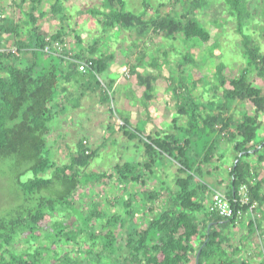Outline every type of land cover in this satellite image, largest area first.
<instances>
[{
    "label": "trees",
    "instance_id": "16d2710c",
    "mask_svg": "<svg viewBox=\"0 0 264 264\" xmlns=\"http://www.w3.org/2000/svg\"><path fill=\"white\" fill-rule=\"evenodd\" d=\"M102 1L106 2L109 8L113 6L116 10L104 12L89 8L87 13L98 18L100 25L105 29L120 26L134 36H142L148 30L154 33L161 31L168 41L171 36L180 34L192 45L200 47L212 39L204 26L194 19L195 12L201 6L199 0H170L171 3L183 2L181 13L175 17L170 13L160 15L167 5L164 1L157 6L154 10L156 15L149 20L145 18L147 13L153 10L149 0H142L141 14L125 11L124 0ZM249 1L224 2V11L228 15L226 21L234 22V33L240 37V55L245 57L246 68L239 75L230 76L227 67L218 63L215 65L214 75L215 81L222 88L223 100L237 102L246 112H241L239 119H235L225 103L222 107L213 105V109L208 110L202 103H196V97L190 91L184 100L178 99L180 88L173 81L174 73L171 72L168 88L177 101V116H184L185 125L176 128V134L158 133L145 136L139 130L130 128L128 121L122 120L119 125L122 135L128 139H137L143 144L146 160L142 164L133 161L116 165L114 173L87 172L91 162L99 156L100 149L88 148L83 140L77 142L76 151L69 153L67 163L56 165L51 160L47 147L51 124L65 111L64 101L57 97L58 91L61 90L62 71L59 68L65 62L63 57L67 58V55L63 54L62 31L58 30L45 38L34 28L35 32L29 34L27 42L23 43L18 40L19 34H23L30 24H35L34 18L39 3L32 0L27 12L21 10L24 17H21L20 25L0 13V160L11 159L17 164L18 170L12 180H9V177L7 179V189L16 196L17 201L20 199L18 206L15 205L0 216V264H46L40 262L41 258L43 260V252L22 255L10 251L15 242L22 241L26 234L47 233L52 239L51 242L53 239L59 241L63 238L65 243H70L77 241L82 231L87 233L86 241L89 239L91 244L85 252L80 251L83 255L81 259L66 258V263H62L66 255L59 257L55 253L51 261L57 264H264V258L260 262H253L249 257L242 255L240 247L232 245L228 231L239 224L237 215L231 219L222 218L216 212L209 211V206L205 208L199 199V194L211 191L201 182L204 177L203 166L213 160L216 143L223 138L235 153L229 171L230 183L223 193L224 196L236 211L243 214L253 203L258 204L253 212L264 204V178L252 172L254 168L249 161L251 157H255L258 164L264 162V138L258 142V131L263 124L261 116H264V43L260 44V38L250 33L251 26L257 28L261 25L256 21L258 8H254L252 14ZM63 3L64 0H54L48 7L47 14L63 17ZM261 27L264 30V24ZM10 36L15 39L14 50L2 47L4 40ZM260 37L263 38L262 35ZM57 41L63 44V50L60 52L53 48ZM96 45L94 43L88 48L90 54L94 53L92 50ZM26 52L32 53L34 59L30 64L17 66V62ZM158 53L159 49L156 55ZM134 57L138 63H142L147 54L139 49L135 51ZM53 58L58 59V64L51 61ZM70 60L72 67H76L74 63H77V67L80 63H86L87 67L83 73L90 72L94 79L105 71V64L101 59H84L75 53V61ZM193 60L191 55L185 54L179 61L190 65ZM47 61L48 65L45 66ZM149 65L151 68L158 67L156 56H153L147 65L151 69ZM252 71L256 74L254 80L249 79V73ZM132 72L137 83L145 88L144 96L147 98L153 91L152 83L156 77L150 74L141 75L137 67ZM177 76L182 78L180 74ZM99 83L101 82H97ZM186 85L181 84L184 88ZM104 89V96L112 102L111 90L106 87ZM110 112L112 114V111ZM199 142L205 145L195 153L193 148H196ZM160 157L173 161L178 167L173 180L174 188L166 187L163 193L159 192L160 190L139 191L141 211H148L151 216L148 219L143 217V227L130 230V226H127L126 239L122 244L127 255L121 256L122 248L119 247L117 230L124 226L126 217L138 213L137 206H134L138 203L136 194L127 191L124 186L122 193H125V197L116 202L124 211L107 219V226L112 229L104 234L96 232L93 225L96 219L104 215L97 214V209L93 206L90 218L91 222L93 219L94 221L89 224V219L84 213L75 208L74 197L91 184L117 183L121 188L122 184L129 187L132 186L131 183H141L142 176L153 174ZM113 176L116 179H113ZM242 184H246L249 190L247 205L241 204L237 194ZM153 205H159L156 212L152 210ZM70 211L75 213L74 219L81 221V229L77 228L76 223L71 229L63 221L64 217L69 218ZM58 212L60 215H57ZM253 223L248 225L249 231L253 228ZM50 225L51 229L46 232ZM88 227L90 229H87ZM97 244H100L99 251L94 250ZM191 255H194V259Z\"/></svg>",
    "mask_w": 264,
    "mask_h": 264
},
{
    "label": "rangeland",
    "instance_id": "374dc122",
    "mask_svg": "<svg viewBox=\"0 0 264 264\" xmlns=\"http://www.w3.org/2000/svg\"><path fill=\"white\" fill-rule=\"evenodd\" d=\"M16 7L10 6L8 9L4 8L2 12H0L6 19H15V21L21 20V17H24V14H22L21 10H27L28 9V0H15ZM165 1L167 3L166 7H164V10L170 13L173 17L176 15H179L181 12L180 8L183 5V2L181 3H171L170 0H149V3L152 8L156 5L157 2ZM178 1V0H177ZM20 2V3H19ZM25 2V3H24ZM225 0H199L200 7L195 12L196 17L194 19H197V21L204 26L205 30H207L210 34V37L212 38L211 41H209L204 46H194L190 42L186 41L182 35H174L169 36L171 38L170 41L165 40V37H163V41L160 40V42L157 44V46H161L159 49V53L156 55V52H154V48H141L143 53L147 54V56L154 55L156 56V62L158 64V73L159 76L158 81L159 83L157 85H153V94L151 93L147 99L151 98L152 95L155 97L158 94L157 97V111L160 113L158 116L159 119H157V122L163 121L167 122L170 118V113L172 110V106L175 103L176 98H173V93L168 88L167 84L170 83L169 80V73H174V82L180 92L179 96L177 97L180 100H184V97L187 95V93L190 91L191 94L196 97V103L201 104L207 108L208 110H211L213 105L220 106L225 103L226 108H228L229 112L234 115L235 119H239V117L246 112L244 108L238 104L237 102L233 101H225L222 98V88L218 85V83L215 81L214 75H215V65L218 63H223L229 73L230 76H237L246 68V61L245 57L240 55L241 50L239 49V40L240 37L235 34L234 32V22H227V13H225V7H224ZM250 10L252 14L254 12L252 11L254 8H258L257 12L258 15L256 17V21L259 25L262 26L264 24V0H250ZM259 2V3H258ZM39 3V2H38ZM44 5V4H42ZM47 5V3H45ZM20 6V7H17ZM202 7V8H201ZM109 10H116L113 6L109 8ZM42 11V8H41ZM146 18V17H145ZM17 24H22L20 21ZM221 24V25H220ZM145 26V25H144ZM261 26H258L257 28H253L251 26L250 33L251 35L258 39V42L260 44L264 43V30ZM263 36L260 37V35ZM224 35H227L226 37H223ZM217 41V42H216ZM227 41V42H226ZM162 51H166L162 53ZM262 51L264 52V46L262 47ZM154 52V53H153ZM133 53L135 55V50H133ZM185 54H189L192 56L193 64H186L184 62L180 63V59L184 57ZM131 59H135L134 56L131 57ZM27 60L24 57H21L20 61L17 62V66H24L27 65ZM53 63L58 64V59H52ZM143 63V62H142ZM45 66L48 65V61L44 63ZM161 67L163 70L161 71ZM177 74H180L182 78H179ZM201 78V79H199ZM256 78V74L252 71L249 73V79L254 80ZM199 79L198 81H196ZM195 82V83H194ZM181 84H187L186 87H182ZM195 84V85H193ZM181 86V87H180ZM228 87V86H227ZM143 89H145L143 87ZM155 93V95H154ZM157 93V94H156ZM190 94V95H191ZM113 98V97H112ZM146 98V97H144ZM108 106L111 107L112 110V116L109 111V120L113 121L116 127H119L120 120H124V116L121 114L119 115L116 109H114L113 101L111 102L110 99H107ZM76 102V101H74ZM73 102V103H74ZM210 102H214V104H209ZM71 103V104H73ZM177 104V102H176ZM175 104V107H176ZM115 105V102H114ZM202 109V108H201ZM213 109V108H212ZM243 109V110H242ZM242 114L240 115L239 112ZM204 111V110H203ZM118 112V113H117ZM64 113V112H63ZM175 113L172 116L175 117ZM178 118H180V123L184 124V116L178 115ZM78 124L81 123L83 126H76L69 124V119H67V116L65 115L61 120V124L57 127L58 130H53V124L51 125L52 133L49 137V142L47 144L48 147V155L51 158V160L56 163V165H61L67 163V159L69 156V153L76 151V141L81 140L82 138H91L92 136L90 132H88L90 129L89 127L85 128V125L83 120L79 119L77 120ZM180 123L178 122L177 125L180 126ZM114 124L111 122L112 128H115ZM97 125L101 126L100 120H97ZM173 125H169L170 128H172ZM135 129H138L142 131L144 129V126H140L138 124L137 126H134ZM100 129V128H98ZM58 137H57V133ZM120 130H114L112 134H110V131L104 135L99 134L95 137V139L92 138L90 143V148L92 150L100 149L99 156L95 158L90 166L87 168V172H99V173H114V167L116 165H121L125 163V161H136L139 164H141V160L139 158V155H136L135 153L132 156V159L130 160L129 157L125 155V143L123 142V139H125L124 135L119 132ZM100 132V131H99ZM210 138V137H209ZM104 139H107V142L103 143ZM261 137L258 136V142L261 141ZM56 141L58 144H56ZM59 141H61L59 143ZM99 141H101L102 144H99ZM105 144V147H104ZM205 144L203 142H199V144L196 146V148H193L195 153H198L202 146ZM56 146V148H55ZM216 149L218 153H221L224 156L225 159H231V157L235 156V153L233 152L232 148H229V145L226 144L223 146L220 144V142L217 141L216 143ZM162 157L158 160L157 163L161 165V163L165 162V159L161 160ZM174 165H171V163L158 168V171L156 169L153 170V182L157 183L161 177L164 179V183L158 185L159 192L163 193L166 187L174 188L173 186V180L177 175V165L173 163ZM18 170L17 164L13 160H0V216L3 214H6L8 211H10L15 205L18 206L20 204V199L18 201L16 200V196H14L8 189V177L9 180H12V177ZM8 175V176H7ZM145 178V176H142L141 180ZM26 179V176L24 177ZM113 179H116L115 176H113ZM132 186L127 187L126 184H122V187L120 188L117 183L113 184H107L103 185L101 183L99 184H91L87 187H84L81 191H79L76 196L74 197L75 201V208H78V210L82 213H84V216L89 219V224H92L94 219L91 222L90 213L93 209V206L97 209V214H100L103 217H97L96 221L93 222L94 229L96 232H100L102 234L106 233L109 229L111 230V227L107 226V219L111 217H115L118 214L123 213V208L119 207V205L116 203L121 198L125 197V193H122L124 188L128 189L127 191L136 194L138 203L134 206H137V212L136 215L131 217H126V219H129L127 221L125 219L124 226L120 228V230H117V235H119V247H123L122 244L125 242L126 234L125 230L127 226H130V230L134 227H143L141 224H143V217L144 219H148L151 216V213L148 211H141L142 202L141 195L139 194V188L141 186L139 184H132ZM147 185V184H145ZM125 186V187H124ZM148 187V186H147ZM123 188V189H122ZM155 205V204H154ZM153 205V206H154ZM155 207V208H154ZM152 207V210L155 212L157 211V208H159V205ZM69 218L63 219L64 222H66L67 227H71L73 229V224H77V228L83 227L81 225V221L76 218L75 213L69 212ZM57 215H60L59 212ZM99 215V216H100ZM78 218V217H77ZM125 218V217H124ZM57 219V218H56ZM59 220V219H58ZM62 220V217H61ZM51 225L47 228L46 232L51 229ZM93 227V226H92ZM238 226L235 227V229ZM86 228V227H85ZM87 229H90L88 227ZM45 235V236H44ZM34 233L31 235L25 236L24 239L18 240L15 242V245L10 248V251L16 252L17 254H30L31 252H43V260L41 258L40 262H44L46 264H57V262H52L51 259L57 254L59 257H63V255H66V257L63 258L62 263H66V258H82L83 255H81V252H85L88 247L91 244V241L87 239V233L85 231H82L78 235L77 241L74 242H68L65 243L62 239H53V242H51V238H49L47 233ZM242 233L236 229L234 230L233 235L231 238L232 245L239 246L244 241H242L241 237ZM48 237V238H47ZM28 240V242H26ZM244 240V239H243ZM242 241V242H241ZM64 242V243H63ZM251 243V241H249ZM120 248V249H121ZM96 251L100 250V244H97V247L94 249ZM81 251V252H80ZM79 252V253H77ZM70 255V256H67ZM121 256H126L127 251L125 249H121L120 251ZM8 257V255H6ZM191 258L194 259V255H191ZM61 263V264H62ZM42 264V263H41Z\"/></svg>",
    "mask_w": 264,
    "mask_h": 264
},
{
    "label": "crops",
    "instance_id": "0c3cea01",
    "mask_svg": "<svg viewBox=\"0 0 264 264\" xmlns=\"http://www.w3.org/2000/svg\"><path fill=\"white\" fill-rule=\"evenodd\" d=\"M15 2V0H0V12H2L4 8L8 9L10 6L16 7ZM27 2L29 9L30 5H32V0H28ZM35 2H39L35 13L36 17L34 18L35 24H30L29 28L27 27L23 34H19L18 40L26 43L29 34H33L35 31L42 37L48 38L56 31L61 30L62 43L64 44L63 54L67 55V58L63 57L65 62L62 63L59 68V70L62 71L61 90H59L57 94V97L64 101L65 111L53 120V130H58L57 123L59 126L61 124L60 120L65 115L67 116V119H69V124L72 126L75 124L77 126V120H83V122H85V128H90L88 129V132H90V136H92L91 138L88 137L87 139H81L86 142L88 148H90L92 138L95 139V137L98 136V139H100L99 134L104 135L109 131L110 134H112L115 129L120 130L119 127L115 126V124V128H112L110 124L111 119L109 120V115L111 112L109 114V111L112 110L111 107L108 106V100L103 94L105 90L104 88L106 87L107 90H111L112 92L114 109L120 112H117L119 115L121 114L125 117L124 121H128L130 128L134 129V126H137L138 124H140V126H144V129L139 131L145 136H152L158 133L176 134L175 129L179 127L177 123L181 122L180 118L177 117L175 109L177 101L175 100V103L172 106L173 108L170 110L171 115L174 113L176 114L175 117H171L170 115L167 122H157V119H159L158 116L160 115V111H157L158 94L156 93L157 96L155 97L152 95L149 99L144 98L145 90L137 83L135 75H133L132 72L134 68L137 67L141 75L146 76L150 74L151 76L156 77L155 81L152 83L153 85H157L159 83V76L157 75L159 72L158 67L151 68L149 65L151 68L149 69L147 66L148 63L151 62L154 55L147 56L143 63H138L136 59H131V57L134 56L133 50L136 51L141 48H154V52L157 53V48L161 47L160 45L157 46V44L160 40L163 41V37H165L163 32L157 31L154 33L151 30H148L142 36H134L129 30H125L120 26H114L108 29L103 28L100 25L98 18L92 17L87 13L89 8H96L100 11L109 12V6L102 0H64L63 5L65 7V15L63 17L61 15L52 16L51 14H47V9L53 4L54 0H35ZM124 2L125 11L134 14H141L143 12L142 0H124ZM45 3H47V5H45ZM161 3H164V1L157 2L153 10L147 13V20L156 15L154 10ZM27 10L24 11L27 12ZM165 13L169 12L164 10V12L161 11L160 15L162 14L161 16H163ZM13 20V22H16L15 19ZM20 21L21 20L17 22ZM34 28L36 29L35 31ZM14 43V36H10L4 40L2 47L14 50ZM94 43L97 44L96 48L92 50L94 53L90 54L88 48ZM75 53L80 54V56L84 59L91 57L95 60L101 59L104 61L105 71L97 78L98 80L96 78L94 79L90 72H79L78 69H76L77 63H74L76 67L71 66L72 61L70 59L75 61ZM24 58L27 60V64H30L34 59L33 54L30 52L24 53ZM44 59H42V61ZM160 70L162 71L163 68L161 67ZM99 81L101 83L97 84ZM169 84L170 83H168L167 86ZM112 115L113 114H111V116ZM97 120H100L101 126L97 125ZM119 120L121 125V119ZM184 120L186 121L185 118ZM261 121L263 124L258 131V136L263 139L264 116H261ZM169 125H173L172 128H170ZM183 125H185V123H180V126ZM78 126H83V124L79 123ZM52 132L53 131L51 129L50 135ZM119 132L122 133L121 131ZM50 135L48 136L47 144L49 142ZM58 136L59 135L57 133V137ZM60 142L61 141H59V143ZM77 142L78 141H76V144ZM105 142H107V139H104L103 143ZM123 142L125 143V155L129 157L130 160L135 153V157L136 155H139L141 164L145 162L146 158L142 143H140L137 139H128L126 137L123 139ZM218 142H220L223 146L228 144L229 148H232L231 145L223 138L219 139ZM103 143L99 141V144L103 145ZM56 144H58L57 141ZM214 154L213 160L209 164L203 166L204 177L201 182L210 189H217L224 193L230 183L229 171L234 157L232 156L231 159H225L224 161V156L221 153H218L217 149ZM162 159H165V162L161 163V165L157 163L155 168L157 171L158 168L169 163L174 165L173 161L164 157ZM249 161L254 168V171L252 172L257 173L259 177L264 178V162L258 164L255 157H251ZM144 176L145 178L141 180V183H138L141 186L139 190L158 191V185H163L164 183V175L156 181L157 183H152V175ZM199 199L203 202L205 208H207L210 203V192H202L199 194ZM250 222H254L251 231H249L250 228L248 226ZM236 226H238L236 229L242 233L241 237L242 241H244L238 246L242 249V255L244 257H249L253 262H260L263 260L264 204L262 207H259L255 212H253L252 216H245ZM236 229L230 228L228 234L233 235L234 230ZM229 237L230 239L232 238V236ZM232 241H234L233 238ZM249 241H251V243Z\"/></svg>",
    "mask_w": 264,
    "mask_h": 264
},
{
    "label": "built area",
    "instance_id": "2783aa9c",
    "mask_svg": "<svg viewBox=\"0 0 264 264\" xmlns=\"http://www.w3.org/2000/svg\"><path fill=\"white\" fill-rule=\"evenodd\" d=\"M63 44L61 42H55L53 48H57L58 52H60L62 49ZM48 49V48H46ZM87 67L86 63H80L78 66V70L81 72H84ZM249 190L248 186L246 184H242L239 186L237 194L240 198V202L242 205H247L249 203ZM209 211L216 212L220 217L225 219H231L237 215L239 220H242L245 216H252L253 210L258 206L257 203H253L248 211L243 214L241 211H236L235 208H233L228 201V199L224 196V194L217 189H211L210 191V203H209Z\"/></svg>",
    "mask_w": 264,
    "mask_h": 264
}]
</instances>
